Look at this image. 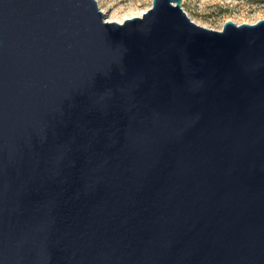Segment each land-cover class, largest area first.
<instances>
[{"label":"water","instance_id":"obj_1","mask_svg":"<svg viewBox=\"0 0 264 264\" xmlns=\"http://www.w3.org/2000/svg\"><path fill=\"white\" fill-rule=\"evenodd\" d=\"M184 0H0V264H264V20Z\"/></svg>","mask_w":264,"mask_h":264},{"label":"rangeland","instance_id":"obj_2","mask_svg":"<svg viewBox=\"0 0 264 264\" xmlns=\"http://www.w3.org/2000/svg\"><path fill=\"white\" fill-rule=\"evenodd\" d=\"M106 10L107 21L123 20L131 13L140 14L153 6V0H97ZM183 8L197 24L222 30L228 21L238 25L264 20V0H184Z\"/></svg>","mask_w":264,"mask_h":264},{"label":"bare ground","instance_id":"obj_3","mask_svg":"<svg viewBox=\"0 0 264 264\" xmlns=\"http://www.w3.org/2000/svg\"><path fill=\"white\" fill-rule=\"evenodd\" d=\"M103 12L107 15V11L106 10H103ZM145 13H147V10H145L143 13H140L139 15L138 14H136V13H131L130 14V17H128V18H125V19H123V20H111V19H109L108 21L109 22H119V23H123V22H125V21H127V20H132V19H135V18H138V17H143V15L145 14Z\"/></svg>","mask_w":264,"mask_h":264}]
</instances>
